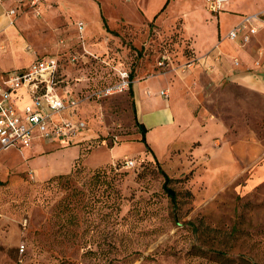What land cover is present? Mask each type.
I'll return each instance as SVG.
<instances>
[{"label": "rangeland", "instance_id": "374dc122", "mask_svg": "<svg viewBox=\"0 0 264 264\" xmlns=\"http://www.w3.org/2000/svg\"><path fill=\"white\" fill-rule=\"evenodd\" d=\"M249 14L264 21V0H226L221 14L206 0L0 1V69L55 55L86 123L69 142L3 151L16 168L0 170V264H264V102L205 73L210 43ZM259 29L228 39L248 51L246 72L264 71ZM190 65L202 71L186 99L198 123L142 140L133 84L174 86ZM159 94L178 104V87ZM33 143L36 175L17 151Z\"/></svg>", "mask_w": 264, "mask_h": 264}, {"label": "built area", "instance_id": "2783aa9c", "mask_svg": "<svg viewBox=\"0 0 264 264\" xmlns=\"http://www.w3.org/2000/svg\"><path fill=\"white\" fill-rule=\"evenodd\" d=\"M225 1L206 0V3L211 12L218 13L225 8ZM14 15V9L7 11L10 20ZM261 23L264 21L258 14L244 15L227 31L226 37L246 43ZM77 24L82 27V22ZM58 60L55 55L44 54L27 66L0 70V152L27 146L36 138L69 142L85 129V121L76 112L79 106L76 95L60 84L64 80L59 77ZM234 63L238 65L236 59ZM127 85L124 81L118 88L106 87L105 94L121 91ZM160 94L167 96V91ZM123 164L131 167L134 160L124 159Z\"/></svg>", "mask_w": 264, "mask_h": 264}, {"label": "crops", "instance_id": "0c3cea01", "mask_svg": "<svg viewBox=\"0 0 264 264\" xmlns=\"http://www.w3.org/2000/svg\"><path fill=\"white\" fill-rule=\"evenodd\" d=\"M221 12L222 11H219L218 14H221ZM242 16L243 15H238L237 23L242 19ZM217 19L220 23L219 17ZM262 24L264 23L259 25L257 32L251 35V38L259 32V28ZM262 38L264 39V34ZM227 40L228 38H224V40L217 42V39L215 38L207 48L212 49V55H214L207 61V70L205 73L207 74L209 82H211V84L219 85L227 90L232 89L233 91L235 90L239 93L242 91L243 96H246L247 90H251L253 92L255 91L260 100L264 102V71L257 70L254 73H250L239 68V59L241 61L251 63L248 51L239 43ZM239 50L241 52H239ZM241 53L244 55L243 58L240 55ZM197 54L199 55V52H197ZM197 57L198 56L196 55V58ZM233 58L234 60L236 59L238 61V65H235L234 60H232ZM33 60H31L30 63ZM190 66L191 67L187 69L186 73L180 75L174 86L171 85L166 79H163L166 81V85L156 88V86L151 83V79H153V77L146 78L142 81H138L137 84H133L132 89L135 97L136 117L139 118V120L137 119L139 122L144 123V125L147 127L148 130L146 134H149L154 130L156 132L160 131L161 133H167L171 130H174L178 132V136H182L184 129H188L192 125L198 123L197 118L191 113L186 99L187 90L192 88L193 85L197 84L198 80L196 77L199 76L200 72L202 71L201 69L195 68L192 65ZM156 79L162 78L158 77ZM191 83L192 86L190 85ZM165 86L169 87L170 93L174 87H178V104L171 102L169 99L164 101V105L158 104V100L160 99L159 90ZM161 91H163V89ZM211 122L212 120L208 119V122L205 126H209ZM169 143L170 139L168 140L167 145ZM7 150H13L16 152V148H10ZM3 151L0 152V170H7L8 168L12 167L16 168V166L11 165L10 163V161L13 159L11 158L12 156L8 158V155L2 154ZM17 151L19 152L18 155L21 158H27L25 165L30 167L36 175L38 170L30 166L29 160H35L43 153L44 150L33 143L30 147Z\"/></svg>", "mask_w": 264, "mask_h": 264}, {"label": "trees", "instance_id": "16d2710c", "mask_svg": "<svg viewBox=\"0 0 264 264\" xmlns=\"http://www.w3.org/2000/svg\"><path fill=\"white\" fill-rule=\"evenodd\" d=\"M105 27H106V29H107V25L105 24ZM108 30V29H107ZM133 112H134V114H135V118H136V112H135V105H134V107H133ZM136 125H137V127L139 128V131H140V133H141V135H142V137H141V139L142 140H145V133L147 132V127L144 125V123H142V122H139L138 120H136ZM148 146V145H147ZM147 149H149V150H151L149 147H147ZM63 176H65V175H62V174H59V175H56V176H54V177H52V178H50L49 180L51 181V180H53V179H59V178H61V177H63Z\"/></svg>", "mask_w": 264, "mask_h": 264}]
</instances>
